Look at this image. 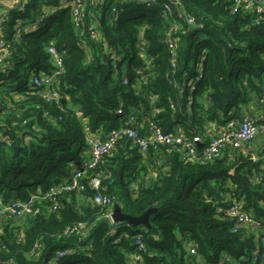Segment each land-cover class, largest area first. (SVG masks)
<instances>
[{"label": "trees", "instance_id": "obj_1", "mask_svg": "<svg viewBox=\"0 0 264 264\" xmlns=\"http://www.w3.org/2000/svg\"><path fill=\"white\" fill-rule=\"evenodd\" d=\"M60 1L31 0L23 12L7 8L8 47L0 52L5 204L69 184L90 158V136L105 141L132 122L143 138L153 128L166 134L181 128L192 139L210 125L224 129L242 121L243 107L254 99L264 104V22L256 24L255 14H233L232 0H180L181 7L169 12L164 6L170 0H99L94 7L87 0L79 28ZM49 7L57 10L41 31L17 36L18 20H34ZM50 47L62 61L55 85L59 105L30 86L35 72L55 70ZM200 68L202 76L194 81ZM146 155L122 137L87 171L81 191L38 200L37 214L7 217L0 225V264H132L135 255L142 264H192L196 256L219 264L224 255L227 264H250L257 249L264 261V243L257 245L244 230L233 232L234 222L219 211L241 200L264 230L261 160L227 151L212 163L192 164L162 145L150 146ZM150 173L156 178L147 180ZM93 175L101 180L98 189L91 187ZM116 204L132 218L155 211L148 227L118 222L114 228L106 215ZM80 224L84 232H70ZM138 236L145 250L136 244ZM194 244L191 255L188 246ZM59 251L69 253L56 260Z\"/></svg>", "mask_w": 264, "mask_h": 264}, {"label": "built area", "instance_id": "obj_2", "mask_svg": "<svg viewBox=\"0 0 264 264\" xmlns=\"http://www.w3.org/2000/svg\"><path fill=\"white\" fill-rule=\"evenodd\" d=\"M87 0H61L59 5L61 8L68 7L70 15L73 19L75 27L79 28L82 21L85 19L86 15V4ZM89 3L94 7L99 0H88ZM155 0H125V2H136L138 4L154 3ZM31 2V0H0V4L5 6L2 12H0V52L6 51L8 44L6 41V36L4 32V25L8 20V9L18 8L21 12L25 11L26 6ZM124 3V2H123ZM177 8L181 7L180 0H170V4H165L164 9L169 12L172 6ZM8 8V9H7ZM57 9L47 8L43 9L34 20H18L16 23V34L21 36L22 34L37 33L42 30L43 24L46 19L53 15ZM181 10V8H180ZM230 10L233 14H238L240 12L255 14L254 22L259 24L264 22V0H232ZM189 25H193L192 19L183 14ZM177 28L174 27V30ZM91 33L94 34V29H90ZM175 43L169 39V48L175 53ZM48 52L53 58V63L55 64V70L51 75H44L43 71L35 72L30 76V86L32 88H41L39 94L48 102L55 103L59 105L61 102L60 94L56 91V79L62 74V61L61 56L58 52L50 47ZM115 59L114 56H112ZM176 60L173 58L172 64L175 66ZM7 65L9 62H6ZM202 76L201 68L199 69V76L194 79L198 80ZM127 84L128 80H124ZM191 90L194 91V83H190ZM121 109L116 111V114H121ZM133 118H131V121ZM259 119L253 117H245L242 121L231 122L226 128L218 132L209 142L206 147H201L202 139L200 136L193 137L192 139L184 136V132L181 128L177 129L176 133H163L160 129L153 128L151 135L148 138H143L139 130L136 127H132V122L126 123V127H122L118 131L112 132L108 135L105 141H101L97 137L90 136L88 138V155L89 160L85 164V168L78 169L74 172V176L69 184L62 187H53L42 197L34 196L28 202L14 201L5 204L2 199H0V225L7 219V217L23 218L25 215L37 214L39 212L36 209V202L39 200H52L63 192L71 191H81L83 186L81 180L85 177L87 171L94 170L103 158L110 153L117 141L122 137H128V139L137 145L140 151L147 157V153L150 146L162 145L171 146L176 148L180 154L181 158L186 163L204 165L212 163L217 159L223 157L225 152L232 154L241 153V151L247 152L252 141L260 136L264 135V125L260 124ZM3 138L0 135V141ZM244 154V153H243ZM245 155V154H244ZM100 178L98 176H92L91 187L98 189L100 187ZM106 202H109L107 200ZM223 214L224 218L229 219L234 222L232 231L238 233L242 230L255 232L258 237L264 239V230L261 225V221L256 219L251 211H247L244 207V203L241 200L233 199L226 208L219 209ZM107 218L111 221V226L116 228L118 222H114L112 219V210H110ZM73 232H84V225H78L73 230ZM136 244L140 250H145V246L142 243V236L137 237ZM191 255L196 254L195 246L192 245L188 249ZM69 251H59L56 255V260L66 256ZM260 251L255 250L252 255V260L250 264H264V261H259ZM229 258L224 257L219 262V264H227L226 262ZM132 264H142V258L139 255L133 257Z\"/></svg>", "mask_w": 264, "mask_h": 264}, {"label": "crops", "instance_id": "obj_3", "mask_svg": "<svg viewBox=\"0 0 264 264\" xmlns=\"http://www.w3.org/2000/svg\"><path fill=\"white\" fill-rule=\"evenodd\" d=\"M261 104L258 103L254 99L249 104L244 106L243 107V113H244L243 119L245 117H253V118H257L261 121H264V104H262V105ZM221 130H223V128H219L215 125L208 126L205 129L203 136H200L202 139V144L200 146L206 147L209 144V142L211 141V139ZM241 153H244L245 155H251L254 160H261L264 164V135H260V136L256 137L252 141V143L250 144L248 151L247 152L241 151ZM229 154H232V153H229ZM150 175H151V173L149 174V176ZM147 180H149V178ZM112 215H113V211H112ZM244 231H246L248 234H252V235L256 236L257 245H261V242H262V244L264 243V239H261L260 237H258L255 232L247 231V230H244ZM191 246H188V249ZM194 246H195V244H194ZM224 257H226V256L224 255L222 258H224ZM222 258H221V260H222ZM195 259L196 260L194 261V263H192L193 260L190 261V263H192V264H204L199 256H196Z\"/></svg>", "mask_w": 264, "mask_h": 264}, {"label": "water", "instance_id": "obj_4", "mask_svg": "<svg viewBox=\"0 0 264 264\" xmlns=\"http://www.w3.org/2000/svg\"><path fill=\"white\" fill-rule=\"evenodd\" d=\"M154 211L155 210L148 211L141 218H132V217L124 214L122 212L121 207L118 204H116V205H114L112 219L114 222H127V223L131 224L133 227H137V226H141V225L148 227V217Z\"/></svg>", "mask_w": 264, "mask_h": 264}, {"label": "rangeland", "instance_id": "obj_5", "mask_svg": "<svg viewBox=\"0 0 264 264\" xmlns=\"http://www.w3.org/2000/svg\"><path fill=\"white\" fill-rule=\"evenodd\" d=\"M156 178V174L155 173H151V175L149 176V179H155Z\"/></svg>", "mask_w": 264, "mask_h": 264}]
</instances>
